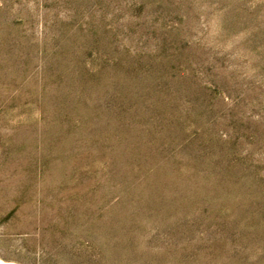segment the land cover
Returning <instances> with one entry per match:
<instances>
[{
    "label": "rangeland",
    "instance_id": "obj_1",
    "mask_svg": "<svg viewBox=\"0 0 264 264\" xmlns=\"http://www.w3.org/2000/svg\"><path fill=\"white\" fill-rule=\"evenodd\" d=\"M0 260L264 264V0H0Z\"/></svg>",
    "mask_w": 264,
    "mask_h": 264
},
{
    "label": "bare ground",
    "instance_id": "obj_2",
    "mask_svg": "<svg viewBox=\"0 0 264 264\" xmlns=\"http://www.w3.org/2000/svg\"><path fill=\"white\" fill-rule=\"evenodd\" d=\"M0 264H5V263H2L1 260H0ZM10 264H13V263H10Z\"/></svg>",
    "mask_w": 264,
    "mask_h": 264
}]
</instances>
